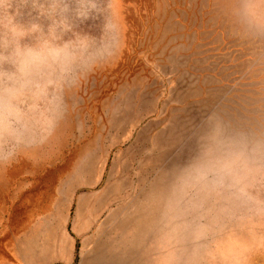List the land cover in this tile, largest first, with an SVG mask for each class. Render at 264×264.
Returning <instances> with one entry per match:
<instances>
[{
    "label": "rangeland",
    "instance_id": "obj_1",
    "mask_svg": "<svg viewBox=\"0 0 264 264\" xmlns=\"http://www.w3.org/2000/svg\"><path fill=\"white\" fill-rule=\"evenodd\" d=\"M240 3L114 0L119 31L85 41L101 63L63 118L0 150V264H147L157 204L194 179L207 200L176 222L187 258L264 264V178L225 187L188 169L212 130L264 137V35L241 29Z\"/></svg>",
    "mask_w": 264,
    "mask_h": 264
},
{
    "label": "clouds",
    "instance_id": "obj_2",
    "mask_svg": "<svg viewBox=\"0 0 264 264\" xmlns=\"http://www.w3.org/2000/svg\"><path fill=\"white\" fill-rule=\"evenodd\" d=\"M236 15L244 32L264 35V0H242ZM93 24L98 35L86 30ZM119 28L114 0H0V150L8 159L26 137L54 126L50 113L63 118L65 98L100 66V58L90 59L91 44L85 41H102ZM198 153L188 169L194 177L206 172L209 184L231 187L257 173L264 178V137L225 140L215 129ZM206 200L194 179L183 201L157 204L160 228L146 250L147 264H192L176 222L192 211L194 201ZM259 210L264 213V201Z\"/></svg>",
    "mask_w": 264,
    "mask_h": 264
}]
</instances>
